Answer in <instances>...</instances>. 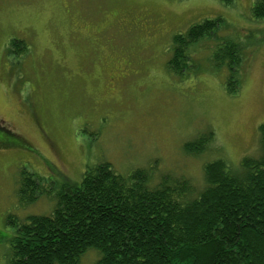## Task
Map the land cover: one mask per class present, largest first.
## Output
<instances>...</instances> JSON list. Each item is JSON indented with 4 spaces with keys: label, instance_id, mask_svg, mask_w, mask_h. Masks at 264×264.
I'll list each match as a JSON object with an SVG mask.
<instances>
[{
    "label": "rangeland",
    "instance_id": "rangeland-1",
    "mask_svg": "<svg viewBox=\"0 0 264 264\" xmlns=\"http://www.w3.org/2000/svg\"><path fill=\"white\" fill-rule=\"evenodd\" d=\"M253 1L0 0V125L30 145L0 147V264L3 238L15 232L7 217L49 215L56 191L79 183L88 165L106 161L121 176L143 171L149 188L187 179L195 196L205 164L220 159L238 170L242 158L258 157L264 19L251 16ZM203 19L221 22L189 45L193 68L177 75L167 67L172 38ZM10 39L27 53L8 55ZM226 41L240 52L233 95L230 70L213 59ZM207 132L205 151L185 152ZM21 170L44 178L51 196L22 205ZM97 258L90 249L79 264Z\"/></svg>",
    "mask_w": 264,
    "mask_h": 264
},
{
    "label": "trees",
    "instance_id": "trees-1",
    "mask_svg": "<svg viewBox=\"0 0 264 264\" xmlns=\"http://www.w3.org/2000/svg\"><path fill=\"white\" fill-rule=\"evenodd\" d=\"M250 13L264 19V0H254ZM220 22L203 19L173 36L167 67L177 75L193 68L189 45L211 35ZM9 43V55L28 51L21 40ZM213 59L226 63L228 92L236 94L239 47L226 41ZM0 132V147L17 139L5 126ZM258 133V157L242 158L238 170L220 159L205 164L204 187L195 196L187 179H164L149 188L143 171L121 176L106 161L88 165L79 183L65 182L56 191L49 215L7 217L15 232L3 238L9 245L5 264H79L90 249L98 254L95 264H264V122ZM211 140L212 132L200 134L184 150L198 155ZM47 185L44 178L21 170L20 203L51 196Z\"/></svg>",
    "mask_w": 264,
    "mask_h": 264
},
{
    "label": "flooded vegetation",
    "instance_id": "flooded-vegetation-1",
    "mask_svg": "<svg viewBox=\"0 0 264 264\" xmlns=\"http://www.w3.org/2000/svg\"><path fill=\"white\" fill-rule=\"evenodd\" d=\"M10 41H12V39H10ZM10 50L13 51V49L10 47ZM10 55H13L10 53ZM23 144L22 139L19 135H17V139L14 137L12 139H10V148H22V149H29L30 145L28 144H23L21 147L19 146V144ZM47 163V161L45 162ZM51 163H48L47 165L50 166ZM55 174V173H54Z\"/></svg>",
    "mask_w": 264,
    "mask_h": 264
}]
</instances>
